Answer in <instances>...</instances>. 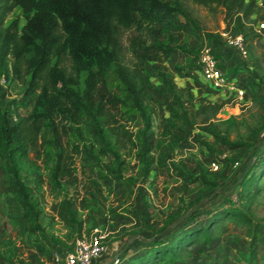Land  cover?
<instances>
[{
  "label": "rangeland",
  "instance_id": "374dc122",
  "mask_svg": "<svg viewBox=\"0 0 264 264\" xmlns=\"http://www.w3.org/2000/svg\"><path fill=\"white\" fill-rule=\"evenodd\" d=\"M28 5L29 0H18L5 22L15 18L20 29L31 11ZM171 6L174 23L184 24L183 28L172 27L167 20L142 19L133 13L139 20L144 45L149 48L131 47L123 41L128 59L137 61V70L150 85V95L145 100L149 111L146 136L152 157L149 172L141 176L140 163L134 156L136 143L126 142L125 148H119L123 160L119 180L104 174L77 152L67 158L63 174L51 179L55 139L51 129L38 120L39 136L28 143L27 154L18 165V178L27 189L31 207H14L9 212L4 194L0 195V264H56L53 251L67 249L76 236L94 231L104 234L103 252L110 248L109 252L115 251L113 257L129 235L157 234L154 231L165 227L203 196L207 198L193 208L192 215L173 226V237L162 235L156 241L170 243L184 232L183 241L189 240L194 235L190 231L207 222L217 209L246 211L251 223L242 224L240 218L235 223L218 220L215 236L208 244H187L189 255L172 264H264V25L259 26L264 22V0H255L251 17L243 22L245 55L235 51L220 35L223 31H236L235 8L227 10L215 3L203 5L192 0H172ZM156 40L170 45L171 51L160 55L157 47L150 46ZM205 47L211 48L219 65L244 85L243 99H236L231 91L215 94L201 83L196 60ZM156 66L171 75L185 107L195 114L193 124L182 126L181 134L179 122L168 123L170 97L157 79ZM114 88L117 89L115 73L108 70L103 89ZM35 99L36 90L27 89L26 82L13 76L9 75L5 86L0 87V107L12 113L29 109ZM207 103L219 106L210 107ZM200 105L201 111L194 113ZM54 120L57 139L64 145L86 143L103 162L111 163L112 156L99 150L84 126L79 139L62 117ZM125 126L136 135L142 123L137 114L128 112ZM209 128L228 143L215 141ZM222 152L227 159L219 160L218 170H211L208 159H217ZM198 173L214 180L218 187L208 190L205 183L191 178ZM242 184L249 185L237 192ZM64 200L75 209L76 223H71L63 212ZM158 242L152 245L148 240L132 238L126 249L118 253L120 260L115 264H169L152 263L153 250L161 247ZM18 258L23 262H18ZM106 261L101 254L96 263L113 262Z\"/></svg>",
  "mask_w": 264,
  "mask_h": 264
},
{
  "label": "trees",
  "instance_id": "16d2710c",
  "mask_svg": "<svg viewBox=\"0 0 264 264\" xmlns=\"http://www.w3.org/2000/svg\"><path fill=\"white\" fill-rule=\"evenodd\" d=\"M45 1L29 0L31 11L24 25L18 29L15 18L5 22L18 0H0V73L6 79L10 75L21 83L26 82L27 89L36 90L33 105L24 112L14 110L13 121L8 118L10 110L0 107V195L4 194L9 212L14 207L26 210L31 207L27 189L18 178V165L19 160L27 154L28 143L39 136L38 120L51 129L55 139L56 150L49 171L51 179L63 174L67 158L77 152L89 164L119 180L122 178L123 161L119 148H125L126 142L136 143L134 156L140 163V174L147 175L152 162L146 136L149 111L145 107L150 85L137 70V61L132 63L128 59L123 41L126 40L131 47L149 48V45H144L139 33V20L133 13L142 19L167 20L172 27L185 26L174 23L172 0H50L49 4H45ZM192 1L203 5L215 3L227 10L235 8L234 27L242 32V37L246 34L242 28L243 22L251 17L255 8V0ZM125 31L128 34H124ZM152 45L159 49L160 55L172 49L159 40ZM155 68L157 79L170 97L168 123L174 125L175 121L179 122L181 134L182 126L193 124L195 114L185 107L181 92L171 75L162 66ZM108 70L115 73L117 89H103ZM207 104L210 107L219 106L218 103ZM201 108L202 105L194 113H199ZM128 112L137 114L141 120L142 128L136 135L125 126ZM55 117H62L67 122L75 138H82L80 128L84 126L99 150L112 156L111 163L103 162L86 143L64 145L59 141ZM207 130L215 141L228 143L215 130ZM218 159L227 157L219 156ZM237 171L233 172L231 179ZM191 178L205 183L208 190L217 186L214 180H208L203 173ZM248 180L250 184L252 181ZM247 186L240 185L237 192ZM194 209L180 222L188 219ZM74 210L70 202L64 200L63 212L71 218V223L77 222ZM238 218L242 224L251 223L246 211L217 209L207 222L190 231L194 235L185 241L182 239L184 232L172 238L170 243L163 240L158 242L159 236L170 235L172 229L159 233L162 227L154 231L157 234L150 236L152 238L148 241L152 245L158 242L161 247L153 250L152 263L167 261L172 264L177 258H186L189 255L187 244L201 241L206 245L214 238L218 220L226 219L235 223ZM117 260H120L118 256ZM17 261L23 262L20 258ZM11 263L14 264L13 261Z\"/></svg>",
  "mask_w": 264,
  "mask_h": 264
},
{
  "label": "built area",
  "instance_id": "2783aa9c",
  "mask_svg": "<svg viewBox=\"0 0 264 264\" xmlns=\"http://www.w3.org/2000/svg\"><path fill=\"white\" fill-rule=\"evenodd\" d=\"M263 25L264 22L261 21L259 26ZM220 35L239 54H246L247 49L240 32L237 30L234 32L223 31ZM196 70L201 83L215 94L231 91L236 99L241 100L245 97L244 85L238 82L236 75L228 73L219 65L211 48L205 47L200 50L196 60ZM6 82L7 79L0 73V87H4ZM8 118L13 121L15 119L14 113L9 111ZM224 156L225 153L222 152L220 157ZM219 160L218 158H209V168L213 171L218 170L220 167ZM103 238L104 234L95 231L89 235L76 236L67 249L53 251V261L56 264H94V262L95 264H102L103 262L96 263V261L104 250ZM116 260L117 258L113 262Z\"/></svg>",
  "mask_w": 264,
  "mask_h": 264
},
{
  "label": "water",
  "instance_id": "95a60500",
  "mask_svg": "<svg viewBox=\"0 0 264 264\" xmlns=\"http://www.w3.org/2000/svg\"><path fill=\"white\" fill-rule=\"evenodd\" d=\"M207 198V196H203L201 197L194 205L190 206L184 213H182L180 216H178L175 220H173L172 222H170L169 224H167L165 227H163L159 233H163V232H166V231H169L170 229L173 228V226H175L178 222H180L182 220V218L188 213L190 212L193 208H195L198 204H200L202 201H204L205 199ZM134 237H138L139 239L141 240H148L152 237H144L142 236L141 234L139 233H135V234H132V235H129L124 246L112 257L110 258L109 260H107L106 262H111L113 261L115 258H117L118 256V253L123 250V249H126V247L130 244L132 238Z\"/></svg>",
  "mask_w": 264,
  "mask_h": 264
},
{
  "label": "crops",
  "instance_id": "0c3cea01",
  "mask_svg": "<svg viewBox=\"0 0 264 264\" xmlns=\"http://www.w3.org/2000/svg\"><path fill=\"white\" fill-rule=\"evenodd\" d=\"M26 110V109H25ZM24 110V111H25ZM20 111V110H19ZM24 111H20V112H24ZM112 250V249H111ZM110 250V248L109 249H107V247H106V249H105V251L102 253V256H104L105 257V260H109L111 257H112V255L115 253V251H113L112 253L111 252H109V251H111Z\"/></svg>",
  "mask_w": 264,
  "mask_h": 264
}]
</instances>
